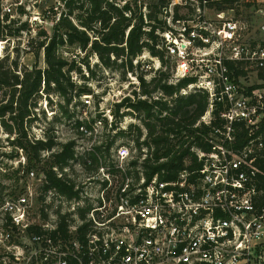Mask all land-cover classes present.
Listing matches in <instances>:
<instances>
[{"label": "built area", "instance_id": "obj_1", "mask_svg": "<svg viewBox=\"0 0 264 264\" xmlns=\"http://www.w3.org/2000/svg\"><path fill=\"white\" fill-rule=\"evenodd\" d=\"M12 1L0 0L2 20ZM163 1L173 82L193 77L182 93L208 95L194 125L208 127L207 148L194 143L173 179L127 171L122 151L95 197L75 184L68 198L45 171L23 170L22 190L0 189V264H264V20L252 35L226 9L209 16L222 0Z\"/></svg>", "mask_w": 264, "mask_h": 264}, {"label": "trees", "instance_id": "obj_2", "mask_svg": "<svg viewBox=\"0 0 264 264\" xmlns=\"http://www.w3.org/2000/svg\"><path fill=\"white\" fill-rule=\"evenodd\" d=\"M237 1L239 0H222L217 4V8H232ZM63 3L64 12L60 15L53 34L50 36L46 31L39 33L44 39L39 42L37 53L40 55L44 52L47 68L34 66L18 73L17 62L7 66L8 57L0 58V120L10 134V144L22 148L27 155L28 164L24 171L27 173L37 168L43 170L47 173L51 185L63 195L68 198L80 196V191L75 190V183L65 176L59 177L54 170V166H60L63 170L77 157L75 140L63 143L59 150L53 151L58 144L56 137L47 132L44 139L32 138L29 124L37 119L33 107L37 106L36 100L42 93L55 91L61 95L66 100L61 106V112L66 114L69 112L70 103L77 96L90 93L88 89L80 88L72 76L73 72H81L82 65L85 64L93 75L87 79L93 78L95 72L91 68L89 58L96 55L99 64L105 68L121 70L124 74H135L141 83V93L134 91V94L125 96L115 103L113 112L116 120L139 112L147 130L145 139L140 141L143 130L134 125H131L130 129H120L117 136L126 137L133 127H136L138 133L133 140L139 150H142L143 146L147 148L141 168L148 179L156 174L163 179L175 178L184 165V157L194 156L190 152L194 143L207 148L205 134L208 127L195 128L194 125L207 109L208 95L198 90L183 94L182 89L195 79L186 77L173 82L176 63L172 72L159 68V75H155L151 81H147V73L139 75L135 71L138 66L134 61L145 51L157 57L162 66H166L167 59H171L162 35L167 28L162 15L165 2L155 0L149 6L146 16L142 6L136 5L135 8L128 0L124 4L118 0H63ZM254 3L256 0H250L247 4ZM9 17L6 15L5 20L0 18L1 39L6 38L8 30L11 29L8 24L11 22ZM28 26V22H24L20 28ZM160 29L161 33L158 32ZM65 45H78L86 54L81 60L70 61L60 52V48ZM155 92L158 94L154 95ZM94 121L95 119L78 120L76 124L78 128L87 126L92 129ZM110 147L108 144L107 148ZM96 149L99 150L100 147ZM95 150L90 151L91 157L96 156ZM43 151H53L52 163L41 167ZM1 155L3 154L0 153ZM140 155L142 156V153ZM140 155L132 161V168L138 165ZM18 172L16 171V174ZM19 180L17 177V182ZM62 226L65 227L64 222Z\"/></svg>", "mask_w": 264, "mask_h": 264}, {"label": "rangeland", "instance_id": "obj_3", "mask_svg": "<svg viewBox=\"0 0 264 264\" xmlns=\"http://www.w3.org/2000/svg\"><path fill=\"white\" fill-rule=\"evenodd\" d=\"M118 1L124 4V0ZM128 1L135 8H137L136 5L142 6L146 16L149 6L155 0ZM249 1L239 0L232 8H226L227 16H235L240 19L246 23L252 35H258L257 27L264 20V0H256V3L252 5L247 4ZM17 3L13 2L12 16L9 17L11 22L8 24L11 25V29L8 30L6 38H0V58L8 57L7 66L15 65L14 63L17 62L18 73H23L34 66L45 69L47 64L44 52L42 51L40 55L37 53L39 42L44 39V36H40L39 33L46 31L50 36L53 34L54 27L64 12L63 0H19ZM216 8L217 5L211 6L208 12L210 17L214 16ZM179 13L187 15L189 12L182 8ZM24 22H28L29 26L24 29L20 28ZM158 32L161 33L162 29ZM60 52L70 61L81 60L86 54L78 45L62 46ZM89 60L91 68L95 72L94 77L87 79L93 75L85 64L82 65L81 72H73L72 77L80 88L88 89L90 93L77 96L70 103L68 114L61 112V106L66 102L61 95L55 91L48 94L42 93L36 100L37 106L33 107L37 119L29 124V133L32 138H45L47 132L54 135L58 144L53 151L59 150L61 144L75 140L77 157L70 161L63 170L60 166L58 167L68 179L84 189V192H87L90 197H95L99 188L102 187L99 180L102 167H112V171H117L113 167L119 163L122 151H128V157L131 160L137 159L142 153L136 167L125 165L127 171L137 172L142 167L141 163L146 156L147 148L143 146L142 150H139L136 141L133 140L138 133L136 127H133L126 137H118L119 130L130 129L131 125L141 127L143 130L141 142L145 139L147 130L139 112L118 120L114 117L113 112L115 103L121 101L125 96L134 94V91H137L138 94L141 93L139 78L132 73L124 74L121 70L105 68L99 64L96 55L90 56ZM167 60V65L162 66L157 57L145 51L134 61L138 66L135 71L139 75L147 73L145 77L147 81H151L155 75H159V68L172 72L173 65L177 63V60L174 57ZM153 86L154 84L151 88ZM157 94L158 92L154 93V95ZM88 100L90 102H87ZM86 119H95L92 122L93 128L90 129L87 126L78 128L77 121ZM107 122L108 124H106ZM9 136L10 134L7 133L0 120V153L3 154L0 156V189L19 191L24 188L26 182L25 177L22 176L28 160L26 165L17 164L18 157L22 154L20 150L10 144ZM14 137L15 135L12 136V138ZM108 144L111 145L109 149L107 148ZM97 147L100 149L97 150ZM14 150L15 152H13ZM93 150L96 151L95 157H91L89 154ZM23 153L27 158L25 151ZM51 153L52 151H43L41 167H44L46 163H52ZM12 154L15 156H11ZM16 171L19 172L16 174ZM17 177L20 178L19 182H17Z\"/></svg>", "mask_w": 264, "mask_h": 264}]
</instances>
